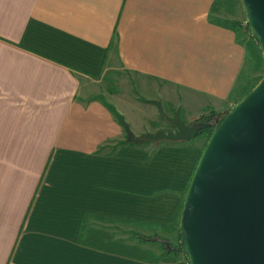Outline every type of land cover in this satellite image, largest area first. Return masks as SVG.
I'll use <instances>...</instances> for the list:
<instances>
[{
    "label": "crops",
    "instance_id": "obj_1",
    "mask_svg": "<svg viewBox=\"0 0 264 264\" xmlns=\"http://www.w3.org/2000/svg\"><path fill=\"white\" fill-rule=\"evenodd\" d=\"M216 1L0 0V264H147L77 241L98 233L188 264L125 238L177 244L208 138L127 145L119 121L137 139L235 106L251 56ZM106 78L126 98L88 94Z\"/></svg>",
    "mask_w": 264,
    "mask_h": 264
},
{
    "label": "water",
    "instance_id": "obj_2",
    "mask_svg": "<svg viewBox=\"0 0 264 264\" xmlns=\"http://www.w3.org/2000/svg\"><path fill=\"white\" fill-rule=\"evenodd\" d=\"M242 2L264 59V0ZM218 121L183 198L179 226L188 264H264V76ZM164 122L169 129L134 144L188 143L214 124Z\"/></svg>",
    "mask_w": 264,
    "mask_h": 264
},
{
    "label": "rangeland",
    "instance_id": "obj_3",
    "mask_svg": "<svg viewBox=\"0 0 264 264\" xmlns=\"http://www.w3.org/2000/svg\"><path fill=\"white\" fill-rule=\"evenodd\" d=\"M211 17L214 18L216 23H222V22H225L226 20H229V21L232 20V21L241 22L243 25V27L239 28V30H237L236 32L241 33V35L243 36V40L246 43L247 49L249 51V56H251V65L249 67L250 69L246 73V76L241 78L242 86H240L241 88L239 87V91L238 93H236V95H238L236 96V99H235L236 102L234 103L236 105L237 103L240 102L239 100H241L242 97L246 96L247 93L250 92L255 87V85L259 82V80L264 76V59L261 55L258 42H256V38L254 37L253 32L249 30V28L248 29L244 28V26L247 25V22H246L247 17H246L245 4H243L242 0H217L214 4ZM250 47L252 49L255 48L254 51L257 55L260 56V61H257L255 56H253V54L251 55ZM127 82H128L127 78H124L123 80H118V79L112 80L111 78H106V79L88 81L86 84L87 86L85 87L87 88L86 90H88V94L90 95H92L93 93L99 94V95L102 94L105 97L104 100L113 101L114 99L118 101L117 100L118 98L123 99L126 97L125 95H117L118 89H116L115 91L114 87L116 85L120 86L122 83L123 84L122 86L125 87V90H126ZM230 110L224 113H219V112L217 113L220 114V117H224L225 115H227V113L230 112ZM218 120L219 118L216 119L217 121L215 122L216 124H218L219 122ZM164 124L165 126H163L162 128L163 130L170 128L168 123L164 122ZM141 145H145V144H141ZM130 235L129 236L127 235L125 239L130 240ZM132 241H135V240H132ZM128 254H130L132 257L135 255L134 251L133 252L128 251Z\"/></svg>",
    "mask_w": 264,
    "mask_h": 264
},
{
    "label": "trees",
    "instance_id": "obj_4",
    "mask_svg": "<svg viewBox=\"0 0 264 264\" xmlns=\"http://www.w3.org/2000/svg\"><path fill=\"white\" fill-rule=\"evenodd\" d=\"M219 26L223 27V28H227V29H230V30H233V31H237L239 30V28H242L243 25L241 22H237V21H229V20H226L225 22H222V23H217ZM244 28H247L248 29V25L244 26ZM251 55L253 54V56H255L256 60L257 61H260V56L257 55L254 51L255 48H251ZM221 119L223 117H220V114L218 113H214V112H210L202 117H200L199 119L195 120L192 125L196 124V123H199V122H211V123H215L217 122L216 119ZM120 125H122L124 128H125V131L127 133V140L125 142V144L127 145H136L134 144V138L132 137L133 135L128 131L127 127L125 125L122 124L121 121H119ZM191 125V126H192ZM219 125V122L218 124H213V126L209 127V128H206L205 130L201 131L198 135V137H207L209 138L212 133L216 130V128L218 127ZM197 137V138H198ZM180 209H181V206H180ZM170 224H174V219L171 220V223ZM110 238L108 237H105L104 234H100L98 233V236L95 235L93 236V238H86L84 240H77L78 243L80 244H91L92 246H95L97 248H99L100 250H104L106 253L107 252H110L112 254H116V255H119V256H124V257H129L131 259H137V260H141V261H144L145 263L147 262V264H158L159 263V260H157L156 257H154L152 254H149V253H141V252H138L137 249L135 248H131V247H126V246H123L122 244H118V242H115V241H110L109 240ZM177 239H178V242L177 244H170V242L168 240H165V239H161V238H158L156 237V235L154 236H145L143 237V235H140V234H137V233H132L130 235V240H135V241H138L139 243L141 244H145V243H157L160 244L161 248L163 249L162 250V257L164 256H167V255H172V254H185L187 256V252H186V246L185 244H183L181 241V232L178 234L177 236ZM161 241H166L168 243V247H166ZM93 242V243H92ZM128 251H131L133 252L134 251V256L132 257L130 254H128Z\"/></svg>",
    "mask_w": 264,
    "mask_h": 264
}]
</instances>
